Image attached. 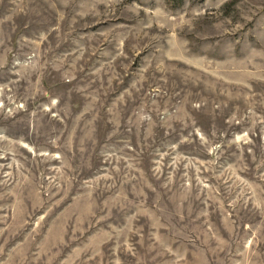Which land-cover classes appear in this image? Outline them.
<instances>
[{"label":"rangeland","instance_id":"obj_1","mask_svg":"<svg viewBox=\"0 0 264 264\" xmlns=\"http://www.w3.org/2000/svg\"><path fill=\"white\" fill-rule=\"evenodd\" d=\"M0 264H264V0H0Z\"/></svg>","mask_w":264,"mask_h":264}]
</instances>
